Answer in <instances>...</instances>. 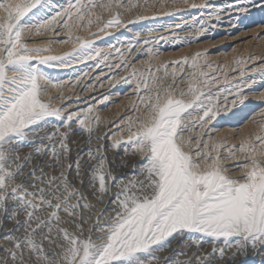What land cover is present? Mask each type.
<instances>
[{"label":"snow or ice","instance_id":"1","mask_svg":"<svg viewBox=\"0 0 264 264\" xmlns=\"http://www.w3.org/2000/svg\"><path fill=\"white\" fill-rule=\"evenodd\" d=\"M40 3L0 0V9L7 13L0 22V264H160L156 253L165 251L170 253L163 258L165 264H223L229 250L232 264H243L236 257H246L249 249L264 257V151L258 152L251 143L255 139L264 145V135L241 141L239 149L247 159L239 176L226 174L220 158L201 152L199 144L193 150L191 139L183 135L193 112H202L193 122L203 127L221 110L244 104L243 89L221 87L214 96L199 83L198 76L204 73L191 77L186 91L175 71L170 82L140 73L136 90L146 94L138 96L144 111L136 118V127L129 119L127 141L111 145L114 149L131 145L138 166L117 176L101 144L73 158L71 125L75 118L80 130L90 133L87 115L68 114L64 119L60 108L42 99L41 81L47 78L33 61L49 64L60 57H34L30 53L46 49L22 42L28 31L23 18ZM118 3L109 0L99 6L111 12ZM248 3L255 6L256 0ZM96 7L94 0L74 4L69 0L67 9L40 28L61 22L71 33L73 17H91ZM60 17L64 19L58 21ZM120 23L117 14L100 31ZM77 40L85 60L102 55L87 50L92 41ZM91 111L89 106L87 112ZM49 117L61 118L64 130L41 133L40 124ZM26 145L29 150L24 152ZM97 205L104 207L97 210ZM196 233L213 245L222 239L224 246L209 251L193 236L182 247L172 248L171 241L180 244Z\"/></svg>","mask_w":264,"mask_h":264},{"label":"rangeland","instance_id":"2","mask_svg":"<svg viewBox=\"0 0 264 264\" xmlns=\"http://www.w3.org/2000/svg\"><path fill=\"white\" fill-rule=\"evenodd\" d=\"M12 2L23 3L24 0ZM71 2L74 4L75 0ZM82 2L88 3V0ZM94 2L97 7L91 9V17L81 19L74 16L69 22L72 25L71 33L61 22L40 28L44 21L67 9L69 0H41L23 18V25L28 31L24 32L22 42L29 48L46 49L30 55L60 57L49 64L33 61L47 78L41 81L44 90L42 99L60 108L64 119L68 114H78L81 118L87 115L86 123L92 129L88 132L89 137L80 138L76 134L80 125L74 118L71 125L74 134H71L69 141L72 157L77 153L84 155L89 149L95 150L101 136L106 141L105 145L117 140L127 141L131 134L129 119L136 127L135 120L144 111L138 96L146 94L137 93L138 74L170 82L173 80L171 74L175 71V78L186 91L190 78L204 73L198 76L204 91H211L215 96L221 87L232 92L240 87L247 99L235 109L227 112L221 110L220 115L203 127L193 122L202 112H193L186 121L190 126L183 135L191 139L193 150L199 144L201 152L220 158L226 174L239 176L247 159L239 149L241 141L257 133L264 135V100L261 99L264 72L260 71L264 68V0H256L255 6L249 4L248 0H243L242 4L240 0H119L111 12L99 6L109 3V0ZM234 5L245 7L247 11L239 12L236 7H230ZM117 14L121 23L100 31L107 20ZM6 16L7 13L0 9V22ZM96 16L101 17L99 22ZM63 19L60 17L58 21ZM77 37L92 41L87 50L93 55L96 51L102 55L94 60H85ZM118 64L125 66L117 69ZM134 69L137 75H133ZM165 72L168 73L167 77ZM241 72L244 73L243 78ZM9 75H12L11 70ZM224 95L227 92L220 94L221 100ZM89 106L91 113L87 112ZM223 107L222 103L221 109ZM58 127L64 130L61 118L49 117L41 122L40 131L51 132ZM251 143L258 152L264 151V145L255 139ZM110 149L112 151L106 155L113 162L112 169L117 176L125 167L131 169L137 166L134 158L139 157L133 155L131 145L121 144L119 148ZM28 150L27 145L22 148L24 152ZM107 201L108 197H105ZM103 207L97 205V210ZM191 235L201 236L198 233ZM207 239L203 246L209 251L213 246H218L217 242L223 243L221 239L213 245V241ZM231 251L226 255H231ZM248 251L250 253L251 249ZM169 254L167 251L156 253L161 257L160 264H165L163 258ZM239 257L236 260L245 259V264H261L264 259L252 254ZM142 259L147 260V257Z\"/></svg>","mask_w":264,"mask_h":264},{"label":"bare ground","instance_id":"3","mask_svg":"<svg viewBox=\"0 0 264 264\" xmlns=\"http://www.w3.org/2000/svg\"><path fill=\"white\" fill-rule=\"evenodd\" d=\"M73 133V132H72ZM74 134V133H73ZM76 134L77 135H79L80 136V138H82V137H84V138H87V137H89V133L88 132H84V131H82V130H80V128L79 129H77V131H76ZM73 136V135H72ZM75 137V136H74ZM73 138V137H72ZM187 139V138H186ZM96 141V140H95ZM99 144H101V145H103L104 146V150H105V152H106V154L107 153H109V152H111L112 150L110 149V147H111V145H112V143H110L109 142V145L107 144V145H105L106 144V141H104V139H103V137L101 136V139L99 140ZM106 147H107V149H106ZM82 150V149H81ZM114 153H115V151H114ZM134 163H136L135 165H137L138 166V164H139V158H134ZM128 167V166H127ZM127 167H125V169H124V171L123 172H126L127 174H130L131 173V170H132V168L131 169H128ZM127 168V169H126ZM86 183V182H85ZM195 238H199V239H202L203 240V244L205 243V241H208V239H207V237H196V236H194ZM193 238V236L190 234V235H188V236H186L185 237V239H184V241H182L180 244H178L177 243V240H173V241H171L172 243V248H179V247H182V245L183 244H186L187 242H188V240H190V239H192ZM218 243V246H217V248H219V247H223L224 246V242L223 243H219V242H217ZM203 248H205L204 246H203ZM262 251H264V250H262ZM249 254H252L253 256H257V254H255L252 250H251V252L249 253ZM230 255H226V257H225V262H228V263H226V264H232V262L228 259V257H229ZM259 257H260V255H258ZM238 257V256H237ZM261 258V257H260ZM239 259H240V257H239ZM237 261H240V260H237ZM243 261V264H245V259H243L242 260Z\"/></svg>","mask_w":264,"mask_h":264}]
</instances>
